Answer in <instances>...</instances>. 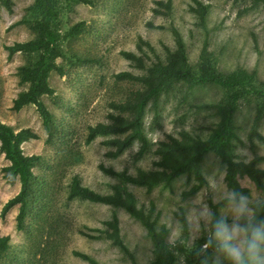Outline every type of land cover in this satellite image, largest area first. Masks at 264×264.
<instances>
[{
	"label": "rangeland",
	"instance_id": "obj_1",
	"mask_svg": "<svg viewBox=\"0 0 264 264\" xmlns=\"http://www.w3.org/2000/svg\"><path fill=\"white\" fill-rule=\"evenodd\" d=\"M11 1V11L0 6V122L15 131L28 128L34 132L37 138L21 147L25 155H36L41 160L34 168L37 179L34 191L38 195L23 229L16 230L18 206L11 208L4 218L0 217V234L10 238L9 250L0 258V264H90L74 255L75 252L87 255L97 264L151 263V241L144 227L124 209L68 200L67 188L74 176L82 186L101 195L112 194L117 187L132 193L138 207L148 210L152 204L156 227L165 225L168 229L167 242L177 256L176 264H230L217 247L208 252L205 243L200 246L198 243L209 230V203L218 205L219 216L228 221L229 231L241 214L251 215L252 204L264 203V192L257 191L247 178L241 180V185L249 189L250 195L242 203L233 199L224 182V165L212 154L206 155L201 164L205 185L186 198L182 194L195 185L193 177L182 175L169 185L160 184L149 190L120 183L101 169L125 171L130 175L137 170L150 171L158 160L157 144L167 136L176 137L187 131L206 138L218 117L214 109L201 106L222 100L223 93L218 87L205 84L187 90L184 85H177L159 98L156 119L148 105L143 125L148 146L140 159H135L139 142L112 157L109 152L114 149L105 145L106 138L98 137L87 143L86 136L88 127L107 123L110 115H116L109 107L112 102L122 101L138 88L136 83L114 78L121 72L143 73L121 53L145 56L148 66L157 56L164 58L163 46L174 47V29L179 32L193 67L197 65L203 42H207L220 72L246 70L264 88V6L250 8L248 2L212 0L207 2L209 11L201 27L189 10L191 0H171L168 16L153 14L154 2L159 0H92V5L55 0L58 16L54 30L60 56L55 60L57 70L49 77L53 94L42 97L54 118L53 135L47 141L33 105L18 112L11 109L18 93L27 88L19 83L18 68L33 63L37 55L17 53L9 58L4 46L33 39L29 25L17 23L38 17L29 11L37 0ZM79 23H82L79 32L69 33ZM144 43H149L153 51ZM257 107L254 98L239 103L234 118L237 141L233 143L237 160L247 162L255 156L264 157V141L254 139L251 146L247 138ZM255 128L264 139V113ZM8 164L0 153V212L20 189L18 180L10 185L4 179L2 169ZM259 168L264 169V161ZM113 216L118 220L127 252L107 239L90 237L97 236L92 230L103 229V222ZM180 216L185 219V226ZM173 232L179 235L170 243Z\"/></svg>",
	"mask_w": 264,
	"mask_h": 264
},
{
	"label": "trees",
	"instance_id": "obj_2",
	"mask_svg": "<svg viewBox=\"0 0 264 264\" xmlns=\"http://www.w3.org/2000/svg\"><path fill=\"white\" fill-rule=\"evenodd\" d=\"M77 3L92 5V0H73ZM212 0H191L190 12L195 16L199 26L204 27L205 19L209 11V4ZM232 3L248 2L250 8L263 5L264 0H226ZM55 0H37L35 5L29 8L37 18L34 20L23 19L17 24L29 25L34 33V38L22 42L4 46L11 58L17 53L35 54L37 59L30 64L18 68L17 76L21 85H27L26 90L18 93L12 102L11 109L20 111L26 106L33 105L41 118L43 129L47 135V141L52 138L54 131V118L42 101V97L53 94L49 85V77L57 70L55 60L60 56L57 44V31L54 30V23L57 20L58 11ZM153 14L168 16L171 12V0L155 1ZM0 6L11 11V0H0ZM240 13H244V10ZM79 23L71 28L69 33L77 34ZM174 47L172 49L163 46L164 58L156 57V61L146 66L145 56H137L134 53L122 52L121 55L133 63L135 67L142 69L141 75H133L129 72H121L114 76L118 81L136 83L138 88L130 91L126 97L119 102H112L109 107L116 112L110 115L107 123H98L87 129L86 142L90 143L98 137L107 140L105 145L113 148L109 152L112 157H117L128 149L134 142L140 143V148L135 159H140L146 151L148 140L144 134V117L148 105L154 111V119L158 115V100L162 95L173 90L177 85H184L187 90L198 86L212 84L218 87L222 93V100L215 104H206L201 108H212L218 117V122L206 138L194 136L187 131H181L178 136H167L166 140L159 141L155 150L158 160L154 163L155 169L150 171L137 170L134 175L123 172H115L112 169L101 167L102 171L116 178L120 183L145 187L149 190L160 184L169 185L173 180L182 175L193 177L195 185L189 191L182 194L183 198L193 196L206 183L203 176L201 164L208 154L214 155L224 165V182L228 190L232 192L235 201L240 200V194L247 198L250 195L249 189L241 185V180L247 178L259 192H264V169L259 164L264 157L255 156L250 161L237 160L233 152V143L237 141V128L235 115L239 108L240 101L246 98H254L258 107L254 122L247 136L250 145H254V139L264 141L263 137L256 130V123L264 113V88L257 85L253 74L243 69H236L229 73H222L218 70L214 54L209 50L207 42H203L198 62L193 67L188 59L186 46L174 29ZM144 45L153 51L149 43ZM37 135L30 129L15 131L11 126L0 122V153L4 155L9 163L2 169L4 179L10 185L18 180L20 189L17 195L9 199L0 212L4 218L9 210L18 206L16 216V230L21 231L24 221L28 217L35 199L38 195L34 191L37 181L34 173L35 166L41 158L36 155H25L22 144L34 140ZM68 200H80L93 204H104L115 208L124 209L133 219L137 220L145 229L146 235L151 241L152 261L150 264H176L177 256L171 245L167 242L168 229L165 225L156 227L157 219L154 217V208L151 204L148 210L138 207L134 195L120 188H114L113 193L101 195L81 185L78 177L74 176L68 184ZM211 209L210 224L207 235H204L198 245L205 243L207 251L217 247L213 239L216 226L226 219L220 218L218 205L209 203ZM251 215L247 217L241 214L235 224L243 225L250 218H254L255 224L264 222V203H254L250 206ZM179 220L185 226V219L180 216ZM103 229L92 230L97 236L92 238L107 239L118 246L124 252L126 247L122 243L118 220L115 216L103 222ZM10 238L0 234V258L9 250ZM74 255L88 260L90 264H97L87 255L75 252Z\"/></svg>",
	"mask_w": 264,
	"mask_h": 264
},
{
	"label": "clouds",
	"instance_id": "obj_3",
	"mask_svg": "<svg viewBox=\"0 0 264 264\" xmlns=\"http://www.w3.org/2000/svg\"><path fill=\"white\" fill-rule=\"evenodd\" d=\"M242 203L247 197L240 194ZM250 218L245 224H233L229 231L226 221H221L215 228L213 239L217 250L222 252L230 264H264V222L255 224ZM178 233L173 232L169 242L174 243Z\"/></svg>",
	"mask_w": 264,
	"mask_h": 264
},
{
	"label": "crops",
	"instance_id": "obj_4",
	"mask_svg": "<svg viewBox=\"0 0 264 264\" xmlns=\"http://www.w3.org/2000/svg\"><path fill=\"white\" fill-rule=\"evenodd\" d=\"M259 166V165H258Z\"/></svg>",
	"mask_w": 264,
	"mask_h": 264
}]
</instances>
